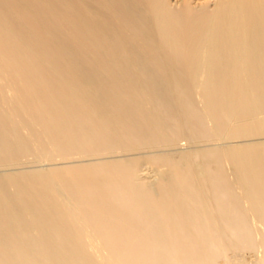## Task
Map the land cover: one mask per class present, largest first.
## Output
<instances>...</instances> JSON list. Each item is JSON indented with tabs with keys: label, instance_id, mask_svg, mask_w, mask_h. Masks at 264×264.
<instances>
[{
	"label": "bare ground",
	"instance_id": "1",
	"mask_svg": "<svg viewBox=\"0 0 264 264\" xmlns=\"http://www.w3.org/2000/svg\"><path fill=\"white\" fill-rule=\"evenodd\" d=\"M186 1L0 0V66L15 80L23 78L36 85L34 100L30 103L46 99L38 107L34 106L40 115H49L46 106L49 89L41 85L50 74L69 78L74 67H81L71 63L82 61L83 73L96 80L106 76L130 77L133 81L147 79L149 93L154 95L150 97L159 102L163 99L161 95L167 94L161 86L163 82L168 81L175 91L176 83L184 77L193 84L203 78L209 88L205 113L211 122L214 120L224 129L231 115V119L236 118L228 107L237 106L242 99L236 97L238 93L260 95V102L264 103V0H213L212 10L206 6L195 10ZM203 52L210 53L206 55L207 60L202 57ZM201 61L206 63V71H193L191 65L195 62L199 65ZM179 63L187 64L192 70H184L186 73L176 70L180 68ZM154 67L166 70L155 72ZM145 68L151 71H143ZM244 78L247 88L226 87V82L239 83ZM39 91L43 97H37ZM175 95L170 99L179 101L180 106L182 98ZM113 97L118 105L110 101L111 105L94 104L91 111L78 108L80 111L71 112L64 103H54V109L62 112L58 123H61L60 131L64 130L54 139L65 141L69 148H94L90 149V156L127 140L144 144L151 131L143 130L141 125L138 128L140 122L136 120H123L132 116L128 106L122 105L127 98L121 94ZM244 103L252 107L249 101ZM179 116L182 115H172L171 119L178 121ZM85 121L89 124L84 125ZM182 122L185 128L189 127L190 119L184 116ZM123 125L128 129H121ZM97 143L101 146L95 147ZM236 149L229 153L230 157L238 159L241 154L245 155ZM203 153L185 154L178 162L161 160L170 169L156 187H137L133 182L134 171L124 162L104 161L82 166V181L77 177L80 182L74 179L68 184L78 197L82 196V244L64 231L57 215L55 219L46 208H39L38 192L34 189L38 187L37 182H33L35 187L26 184L28 181L17 182L9 175L12 177L8 181L16 180L11 187L16 191L13 198L17 202L10 201V195L6 194L4 188L8 184L0 185V210L5 208L6 212L0 217V223L4 224L0 225V237L4 241L11 237L14 240L0 249V264H214L228 253L251 250L250 229L261 227L264 231L263 215L250 218L249 225H225L220 224L224 219L197 217L195 209L192 210L196 216L186 209L198 207L202 197L213 204L223 203L226 197L219 190L225 188L224 171L218 172L213 164L226 163L227 152ZM256 154L259 152H248L250 158ZM203 158L207 161L202 162ZM76 172L75 178L81 171ZM262 180L256 188L264 189ZM217 182L221 184L218 188ZM40 183H43L39 184L41 187L45 184ZM260 196L264 203V190ZM261 211L264 214V209ZM208 212L209 208L204 213ZM24 214L30 218H24ZM255 253L260 254L257 250ZM262 258L256 264H264Z\"/></svg>",
	"mask_w": 264,
	"mask_h": 264
},
{
	"label": "rangeland",
	"instance_id": "2",
	"mask_svg": "<svg viewBox=\"0 0 264 264\" xmlns=\"http://www.w3.org/2000/svg\"><path fill=\"white\" fill-rule=\"evenodd\" d=\"M186 2H191L187 4L195 10H199L203 6H206V8L208 7V10H212V5L215 4L213 0H187ZM77 46L79 48L78 51L82 53V48L79 46V43H77ZM203 53L202 57L204 59H206V55H210L208 52ZM181 64L184 65V63ZM181 64L180 68H176V70L183 71L184 73L192 70L187 64L186 66H182ZM71 65L81 67L77 69L74 67L75 71L74 73H70L72 77L69 76V78H67L68 76L63 79L57 78L54 74H50V71H44V73L51 75H49V78H44L46 82L41 85L49 89L46 104L47 113L49 115H40L41 113L35 110L36 108L34 107H38L39 104L46 99H41L40 101L35 100L37 101L36 103H30L34 100L32 94L36 85H32L30 81H24L23 78L15 80L6 68L0 66V185L3 184V187L8 184L7 188L5 187L4 189L6 190V194L10 195V201L15 200L13 197L16 192L15 189L11 187L12 182L16 180L17 182L28 181L27 183L25 182L26 184L37 182L38 187L34 189L38 192L36 196H38L37 202L39 203V208H46L48 214H52L54 218L57 215L56 218L62 222L61 224L64 227V231L66 230L69 235H72V239L75 238L76 243L82 244V196L78 197L77 193L68 187V184L73 183H70L71 180L74 181L75 179L76 181H82V166L104 161L124 162L127 165L130 164V169L134 171L133 182L137 184V187H156L159 180H163L167 177L166 175H168L170 169L166 167L167 165L165 163H161V160H163L162 162H164V160H166L165 162L176 160L178 162L185 154L187 155L191 152H206L203 154H210L213 152L226 151L228 154L227 162H216V164H213L215 170L224 171L222 174H224L226 179L225 188L223 187L222 189V187H220L219 190L226 193V197L223 199V203L225 204L222 202L213 204L211 201H207L206 197H202L198 207L197 205L187 206L186 209H195L197 217H202L204 215L203 217L212 216L224 219L226 221L220 222V224L225 225H249L250 218H254L255 216L260 217L261 215L264 216L261 211V209H264V203L260 196V192L264 189L261 187L256 188L257 182L264 178V156L262 157L264 153V103L260 102V95H254L252 93L250 95H242L238 93L236 97H241L242 99L240 98L241 100L237 103V106L233 105L232 107H228L231 109L230 112L233 111L231 113L234 114L237 119H231V115L227 119L224 130L221 129L220 125L214 122V120L211 122V119H209L207 113H205L204 106L207 105L205 101L207 99L205 98L209 88L203 78L199 79L198 82L194 81L198 84L191 83V79L189 80L186 77L182 78L183 80L180 79L179 83L177 82L179 80H177V85L174 87L175 91L168 81L163 82L161 86L165 89L164 91L167 94L161 95L163 99L159 102L160 100H152L151 97L154 95L149 93L147 79L145 81V79L141 77L140 80L135 79L133 81L130 77L128 79H122L106 76L105 79L96 80L93 79L92 76H86L84 74L85 72L83 73L84 68H82V61L71 63ZM199 65L198 62L192 64L193 71L196 69L206 71L204 69L206 68V63L204 61L199 62ZM239 68L240 70L243 69L242 66H239ZM150 69L145 68V70H142L148 71ZM154 70L155 72L156 70L157 72H164L166 69L154 67ZM154 70L152 69V71ZM44 79H37V81L40 82ZM245 80L244 78L243 82L239 83L226 82V87H237V89L240 87L247 88L248 85ZM203 82L205 85L201 84ZM171 89L176 95L171 92ZM40 92L41 91H39V93ZM88 92L91 93L88 94ZM40 94H38L37 97L44 96L42 92ZM115 94H121V96L124 95V98H127V100L122 102V105L125 104L128 106L130 109L129 114L132 116H129V119L123 120H136L140 122L138 128L142 126L143 130L148 129V131H151V134L147 133L149 135H146L144 144L137 143L135 139L127 140L116 144L112 149L102 148L98 150L99 152L96 151L98 153L93 152V156H90V154H92L90 149L94 148L84 146L69 148L68 143L65 141L58 142V140L54 139L59 137L62 131H64H60L61 123H58L59 114L62 112L54 109V103L57 105L64 103L65 106H67L66 108L71 110V112L80 111L76 110L78 108L91 111V106H94V104L101 105L104 103V105H111L110 102L112 104L117 103L114 101L117 99H113ZM186 94H189L187 100L185 99ZM228 94L229 93H227V95ZM173 95L177 98H182L183 101H180V106L179 101L174 102V100L170 99ZM245 99L250 102L252 107L244 103L248 102ZM158 105L160 108H158ZM82 106H84V108H82ZM55 108L58 109V107ZM174 111H177L176 114L182 115L179 116L178 121L176 118L175 120L171 119L172 115H176ZM184 116L190 119L188 124L189 127L186 128L185 122H182ZM83 124L88 125L89 122L85 121ZM216 127L217 130L214 129ZM121 129H128V126L123 125ZM97 146H101V144L97 143L95 147ZM237 147L238 150H241L238 152H245V155L241 154V156H239L240 158L237 157L238 159H234L230 157L229 153L236 151ZM125 150L126 152H123V156L120 151ZM252 151L256 153L259 152V154L253 156L255 158H250L249 155L251 154L248 155V152L251 153ZM260 151L262 153H260ZM94 154H96V156ZM260 156L262 158H260ZM245 160L248 164L244 162ZM201 161L204 162L207 161V159L203 158ZM250 167L252 170L249 169ZM254 168L257 169L255 170ZM76 171L81 172H79L78 176L75 178L73 174L75 172V175H77L78 172ZM252 172H256V174ZM7 174L8 176H6ZM9 175H13L16 180L12 181V179H14L12 178L8 181V179L12 177ZM72 175L74 177L73 179ZM77 177L81 179L78 180ZM40 182H45L47 186L44 184L45 186L42 185L41 187L40 185L43 183ZM33 185L36 187V184ZM216 185L217 188L221 186L219 182H217ZM43 186L45 188H43ZM193 191L195 190L193 189ZM215 200L219 201L217 198ZM12 202H17V199ZM37 208H35L36 213ZM208 208L209 212L213 210L214 213H204ZM4 209H2L3 212L0 210V217L6 215ZM215 210L217 211V215H214L216 213ZM221 210L223 212H221ZM196 212L193 211L194 216H196ZM16 215L19 216L21 214ZM23 217L30 218V216L26 214H24ZM49 217L51 218V216ZM57 221L54 220L53 222L52 220V223ZM59 221L58 223H60ZM0 225L4 224L0 223ZM256 225H259L258 222ZM257 228H254L255 230L253 228L250 229L252 232L251 236H253V242L251 241L252 246L249 247L251 250L244 249L238 251L240 253H230L231 255L228 253L225 255L227 258L223 257L219 259L221 263L217 260L214 264H237L238 260L242 263L245 262L244 264H246L247 261H249V263L253 261L251 264H256L257 261L263 259L264 231L261 227ZM13 240L14 239L11 237L9 240L4 241L0 237V249L4 248L7 243L8 245L12 244ZM256 250L262 255L259 253L255 255ZM248 252L250 253L249 255ZM224 260L225 262L223 263L222 261ZM240 262L239 264H242ZM97 263L101 264L100 262Z\"/></svg>",
	"mask_w": 264,
	"mask_h": 264
}]
</instances>
